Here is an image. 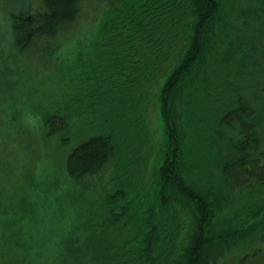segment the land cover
Instances as JSON below:
<instances>
[{
	"label": "trees",
	"instance_id": "trees-1",
	"mask_svg": "<svg viewBox=\"0 0 264 264\" xmlns=\"http://www.w3.org/2000/svg\"><path fill=\"white\" fill-rule=\"evenodd\" d=\"M101 1L106 7L90 48L77 59L74 87L83 95L46 117L44 133L71 129L79 113L98 128L65 161L71 181L97 200L106 196L103 212L81 226L97 234L96 247H82L87 261L219 264L238 247L264 241V83L258 81L264 0H255V8L233 5L231 15L224 0ZM23 2L26 9L18 6ZM81 3L41 0L33 8V0H0V47L4 32L21 50L56 37L77 22ZM234 16L252 23L255 36L228 27ZM162 68L165 123L155 173H146L152 188L136 183L144 155L141 133L134 132L147 87ZM62 139L69 144L71 137ZM201 165L214 176H201ZM13 187L23 199L24 186ZM6 209L0 195V213ZM4 247L0 256L21 264Z\"/></svg>",
	"mask_w": 264,
	"mask_h": 264
},
{
	"label": "rangeland",
	"instance_id": "rangeland-1",
	"mask_svg": "<svg viewBox=\"0 0 264 264\" xmlns=\"http://www.w3.org/2000/svg\"><path fill=\"white\" fill-rule=\"evenodd\" d=\"M40 2L33 0V8ZM248 4L255 8V0H224L229 15L234 10L233 5ZM18 6L28 7L26 2ZM105 7L106 3L101 0H82L77 22L61 29L56 37L36 41L25 50L15 47L10 33H3L0 47V195L7 209L0 213V236H3L0 248L7 243L8 247L2 250L13 253L21 264H90L86 259L90 255L82 251V247H96V232L91 233L81 226L103 212L106 196L99 194L97 200L71 181L65 171V161L75 144L98 128L86 123L84 117L77 114L78 107L74 104L72 109L77 107V115L72 119L71 129L51 137L44 133L46 117L61 103H71L83 95L84 91L74 87L77 59L81 50L90 48ZM226 25H233L237 33L255 36L254 25L242 17H229ZM259 25L264 30L263 20ZM161 70L147 87L146 100L140 109L142 118L134 132L141 133L139 139L143 140L144 155L140 162L141 177L136 183L142 186L150 183L152 188L156 187L155 181L148 183L146 173H155L165 123L161 113L164 79L158 81V77H163L167 70ZM258 81L264 83L263 78ZM263 107L259 103L260 112ZM125 131H129L128 126ZM65 136L71 137L69 144L64 143L62 137ZM199 172L201 176H214V170L203 165ZM14 185L24 186L23 199L20 189H15ZM9 192L13 197H9ZM13 218H17L13 226L12 223L4 226ZM3 234H9L7 242V235ZM261 238L250 247H238L236 253L221 258L219 264H264ZM0 264L12 263L2 255Z\"/></svg>",
	"mask_w": 264,
	"mask_h": 264
},
{
	"label": "bare ground",
	"instance_id": "bare-ground-1",
	"mask_svg": "<svg viewBox=\"0 0 264 264\" xmlns=\"http://www.w3.org/2000/svg\"><path fill=\"white\" fill-rule=\"evenodd\" d=\"M169 191V190H168Z\"/></svg>",
	"mask_w": 264,
	"mask_h": 264
}]
</instances>
